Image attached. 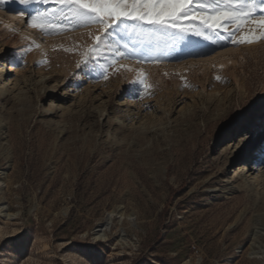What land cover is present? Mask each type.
Returning a JSON list of instances; mask_svg holds the SVG:
<instances>
[{
    "label": "rangeland",
    "instance_id": "374dc122",
    "mask_svg": "<svg viewBox=\"0 0 264 264\" xmlns=\"http://www.w3.org/2000/svg\"><path fill=\"white\" fill-rule=\"evenodd\" d=\"M0 9V264H264V39L97 47L60 0Z\"/></svg>",
    "mask_w": 264,
    "mask_h": 264
},
{
    "label": "snow or ice",
    "instance_id": "6c2138e0",
    "mask_svg": "<svg viewBox=\"0 0 264 264\" xmlns=\"http://www.w3.org/2000/svg\"><path fill=\"white\" fill-rule=\"evenodd\" d=\"M17 2L0 0V6L7 10ZM19 3L28 6L31 0ZM60 4L80 27L93 24L101 27L104 35L95 37L97 47L100 43L114 42L117 35L128 36L125 47L131 44L133 51L137 46L143 48L158 42L161 36L183 41L191 34L212 43L227 41L236 46L264 39V0H60ZM42 19L46 15L37 12L31 26L42 27V23H36ZM242 25L253 27L247 34H240ZM84 63L87 68L88 61ZM249 119L242 118L234 129V139L242 141L241 151L250 145L243 130ZM257 152L264 157V146L251 149L252 154Z\"/></svg>",
    "mask_w": 264,
    "mask_h": 264
},
{
    "label": "bare ground",
    "instance_id": "6f19581e",
    "mask_svg": "<svg viewBox=\"0 0 264 264\" xmlns=\"http://www.w3.org/2000/svg\"><path fill=\"white\" fill-rule=\"evenodd\" d=\"M0 11H2L1 9H0ZM13 18H14V20H13V22L16 20V21H19V22H21V20H22V16L18 13V12H14L13 13ZM47 17V16H46ZM28 27L30 28V29H32L33 30V33H34V27H32L31 26V24H28ZM31 30V31H32ZM37 38V37H36ZM256 158H261L260 156H259V153L258 154H256ZM110 217V216H109ZM109 217H108V219L107 220H109ZM103 227H106V225L105 226H103ZM102 237V236H101Z\"/></svg>",
    "mask_w": 264,
    "mask_h": 264
}]
</instances>
